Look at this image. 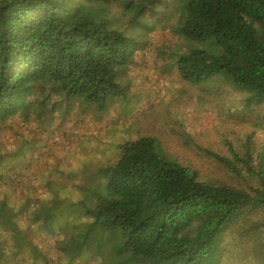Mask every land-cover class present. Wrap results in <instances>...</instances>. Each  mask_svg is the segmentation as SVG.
<instances>
[{
  "label": "trees",
  "instance_id": "trees-1",
  "mask_svg": "<svg viewBox=\"0 0 264 264\" xmlns=\"http://www.w3.org/2000/svg\"><path fill=\"white\" fill-rule=\"evenodd\" d=\"M182 33L195 42L211 40L219 50L215 56L201 50L182 56V79L199 83L225 72L264 102V0H188ZM126 51L122 34L71 0H0V119L15 113L22 89L44 77L92 103L119 94L115 68L125 63ZM155 148L148 137L126 143L117 162L105 169L100 189L71 202L61 198L47 212L32 209L45 229H55L60 219L69 224L54 247L60 259L72 264L94 248L108 254L109 264L143 257L165 264H218L223 237L237 222L245 220L240 235L247 242L264 231V164L254 165L248 149L231 158L210 153L246 184L238 188L202 181ZM13 207L5 197L0 200V264L54 263L17 226ZM251 249L256 264H264V243Z\"/></svg>",
  "mask_w": 264,
  "mask_h": 264
},
{
  "label": "rangeland",
  "instance_id": "rangeland-1",
  "mask_svg": "<svg viewBox=\"0 0 264 264\" xmlns=\"http://www.w3.org/2000/svg\"><path fill=\"white\" fill-rule=\"evenodd\" d=\"M71 4L86 7L126 38V61L115 68L120 93L92 103L44 77L22 89L15 113L0 119V175L5 181L0 200L5 197L14 206L17 226L56 259L52 264H67L54 247L69 224L60 219L55 229H45L34 221L32 209L47 212L56 202L100 189L105 169L117 162L126 143L152 138L157 154L191 168L200 180L238 188L246 184L210 153L231 158L248 149L254 165L264 164V102L258 103L225 72L199 83L179 75V59L191 51L219 55L213 41L195 42L183 35L188 0ZM244 224L241 220L225 233L218 264H256L251 247L264 243V231L247 242L240 235ZM93 249L72 264H109L107 253ZM128 264L165 263L143 257Z\"/></svg>",
  "mask_w": 264,
  "mask_h": 264
}]
</instances>
